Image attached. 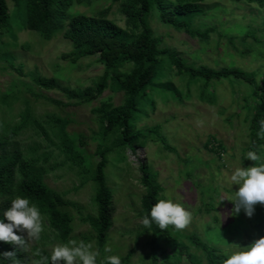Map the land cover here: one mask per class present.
I'll list each match as a JSON object with an SVG mask.
<instances>
[{"label": "rangeland", "instance_id": "rangeland-1", "mask_svg": "<svg viewBox=\"0 0 264 264\" xmlns=\"http://www.w3.org/2000/svg\"><path fill=\"white\" fill-rule=\"evenodd\" d=\"M7 2L10 26L8 33L0 38V96L16 97L7 118L11 116L16 121L18 112L24 108V101L28 100L43 123L47 116L66 120L67 133L76 138L82 137L84 157L95 162L94 153L100 139L91 109L104 101L118 106L122 102V93L106 89L96 101L77 106H56L42 97L33 96L67 103L61 93L34 86L30 80L33 74L54 78L62 86L78 90L94 86L102 75L103 66L97 62L96 56L82 58L74 64L61 60V54L72 49L70 41L59 33L46 41L37 32L19 31L18 12L9 0ZM110 4L111 0H96L89 5L73 4L68 16H93ZM201 7L202 13L193 19V27L201 31L212 29L206 41L191 38L161 24L158 13L153 11L148 22L161 41V47L175 51L187 64L215 69L238 68L253 73L257 83L264 82V3L258 6L231 0H205ZM109 19L125 27L118 4L111 5ZM67 24L68 20L65 26ZM10 63L21 65L24 75L11 70ZM161 81L170 82L181 94V99L164 87L148 88L146 95L139 100L138 112L132 123L141 131L159 126L161 135L175 152L166 151L159 142L148 141L142 148L126 149L124 159L116 154L110 155L104 173L113 192L114 214L105 246L112 248L109 254L119 256L132 249L130 264H146L151 237L138 235L141 230L138 212L144 194L138 165L146 163L163 189V199L181 204L192 214L187 228L177 231L170 226L172 235L180 244L187 246L190 253L200 255L188 238L195 234L223 254L242 250L253 240L263 237L256 225L259 221L264 222V210L259 209V204L254 206L250 218L243 210L238 215H228L233 208L229 200L239 187L232 185L231 174L238 167L247 168L255 163L246 159L249 136L244 105L252 102L248 97L251 89L246 83L233 78L213 80L207 83L206 94L202 98L201 90L204 88L194 84L187 86L186 78L178 76L173 69ZM151 102L155 103L154 110ZM198 120L203 121L202 125L197 124ZM45 127L48 126L45 124ZM213 139L223 146L218 155L205 148L206 141ZM33 142L40 144L39 153L47 146L46 150L53 154L48 162L53 168L45 177L46 185L64 193L67 201L78 206L66 208L73 220L70 240H83L92 243L94 249L98 248L88 225L80 220L82 216L95 213L92 182L82 179L66 165L57 149L41 137L31 132L21 137L23 146ZM258 155L264 158V146H261ZM222 198L225 200L218 204ZM43 226L44 232L51 236L45 220ZM56 244L47 245V249L50 251ZM163 248L168 251L166 246ZM103 249L98 264L108 255ZM183 263L187 264L185 259Z\"/></svg>", "mask_w": 264, "mask_h": 264}, {"label": "trees", "instance_id": "trees-1", "mask_svg": "<svg viewBox=\"0 0 264 264\" xmlns=\"http://www.w3.org/2000/svg\"><path fill=\"white\" fill-rule=\"evenodd\" d=\"M9 1L18 12L19 31L37 32L46 41L59 33L72 45L69 52L61 54V60L74 64L82 58L96 56L97 62L103 66L102 75L94 86L78 90L62 86L54 78L33 74L30 80L34 86L44 91L61 93L67 103L44 96H33L42 97L56 106L90 104L99 99L106 89L122 93L123 98L118 106H114L110 101H104L91 109V114L98 125L100 143L94 153L96 161L90 162L84 157L81 149L82 137L76 138L67 133L66 120L47 116L43 123L27 100L24 101V108L18 112L17 120L14 121L11 116L7 118V112L12 110L16 97L0 96V222L9 223L4 212L11 206L13 198L26 197L39 208L51 233V236H48L43 232L41 239L30 245V250L26 252L14 244L0 241V264H12L10 260L4 258L5 252H15L16 259L21 264H31L34 258L32 252L36 248L41 249L44 255H50L47 245L67 243L73 234L72 216L66 208L78 206L67 201L64 193L46 185L45 177L53 168L48 162L53 154L46 150L47 146L39 153L41 146L36 142L23 146L21 137L27 133L31 132L54 146L66 165L74 169L82 179L92 182L94 186L92 203L95 213L82 216L80 220L88 225L100 251L105 246L113 225V192L104 173L110 155L116 154L120 159H124L126 149L142 148L148 141L159 142L166 151L175 152L161 135L159 126L147 127L141 131L132 123L134 115L138 112L139 100L146 95L148 88L164 87L172 90V93L181 99V94L170 82L161 81L167 78L172 69L178 76L186 78L187 86L192 84L199 88L202 86L204 88L201 90L202 98L210 81L233 78L246 83L251 89L248 97L252 101L244 105L247 111L245 119L248 123L249 136L246 151L255 150L258 154L261 146H264V139L257 136L259 121L264 120V82L257 83L253 73L238 68L215 69L205 65L187 64L175 51L161 47V41L149 26V16L156 11L161 24L183 32L191 38L206 41L212 29L201 31L193 27V19L202 13L201 5L205 0H111L110 5L97 11L93 16L83 14L68 16V10L73 4L89 5L96 0ZM231 1L254 3L258 6L264 3V0ZM113 4H118V11L124 18V28L109 19ZM9 26L8 2L0 0V38L8 33ZM9 68L20 76L24 75L21 65L15 66L10 63ZM154 104L151 102L153 110ZM45 124L48 127H45ZM222 147L215 139L205 143L207 151L216 155L223 151ZM138 170L139 181L144 188L138 212L141 220L158 200L163 199L161 196L163 189L146 163H139ZM259 209L264 210V206L260 205ZM140 228L138 235L151 237L148 242L149 252L145 256L146 264H184V259L187 264H220L227 258L216 248L201 241L195 234L189 235L188 238L200 255L190 253L187 246L180 244L172 235L170 226L163 231L155 224L151 229L142 225ZM256 228L264 237V222L259 221ZM14 232L16 235L25 236V233L19 230L14 229ZM163 246H166L168 251ZM132 255L131 249L124 256H120L122 264H130Z\"/></svg>", "mask_w": 264, "mask_h": 264}, {"label": "clouds", "instance_id": "clouds-1", "mask_svg": "<svg viewBox=\"0 0 264 264\" xmlns=\"http://www.w3.org/2000/svg\"><path fill=\"white\" fill-rule=\"evenodd\" d=\"M203 121H197L202 125ZM257 136L264 139V120L259 121ZM255 146V142H253ZM246 159L255 162L254 166L236 168L230 176L232 185H238L232 199L233 208L228 215H238L241 210L249 218L254 213V206H264V158L255 150L246 153ZM259 162V163H256ZM225 199H221L220 202ZM11 206L4 212L9 223L0 222V241L18 246L23 251H29L30 245L41 239L44 232L43 218L39 208L30 203L29 198L16 196L10 202ZM192 221V214L181 204L174 203L171 199H160L146 213L140 223L143 227L151 229L155 224L161 231L172 226L175 230H183ZM15 230L26 233V236L16 235ZM104 253L108 254L100 260L99 264H122L119 255L112 253L110 246H105ZM227 257L220 264H264V237L253 240L242 250L232 253H224ZM5 259L12 264H21L16 259L15 252L3 253ZM34 257L31 264H97L100 250L94 249L92 243L70 240L67 243L56 244L50 249V255H44L41 249L36 248L32 252Z\"/></svg>", "mask_w": 264, "mask_h": 264}]
</instances>
